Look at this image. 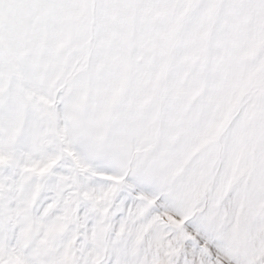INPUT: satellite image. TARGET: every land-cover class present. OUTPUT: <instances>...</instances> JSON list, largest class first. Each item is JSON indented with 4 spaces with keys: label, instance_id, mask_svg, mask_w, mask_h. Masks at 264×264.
I'll list each match as a JSON object with an SVG mask.
<instances>
[{
    "label": "snow or ice",
    "instance_id": "1",
    "mask_svg": "<svg viewBox=\"0 0 264 264\" xmlns=\"http://www.w3.org/2000/svg\"><path fill=\"white\" fill-rule=\"evenodd\" d=\"M0 264H264V0H0Z\"/></svg>",
    "mask_w": 264,
    "mask_h": 264
}]
</instances>
